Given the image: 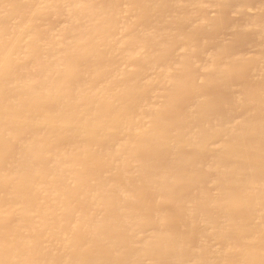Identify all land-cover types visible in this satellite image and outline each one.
<instances>
[{"label":"bare ground","instance_id":"1","mask_svg":"<svg viewBox=\"0 0 264 264\" xmlns=\"http://www.w3.org/2000/svg\"><path fill=\"white\" fill-rule=\"evenodd\" d=\"M255 1L0 0V264H264Z\"/></svg>","mask_w":264,"mask_h":264},{"label":"rangeland","instance_id":"2","mask_svg":"<svg viewBox=\"0 0 264 264\" xmlns=\"http://www.w3.org/2000/svg\"><path fill=\"white\" fill-rule=\"evenodd\" d=\"M256 1H260V0H256ZM256 1L253 2L252 4H253V5H258V3H257ZM261 1L264 2L263 0H261ZM261 1H260V2H261ZM260 2H259V5L262 4V3H260ZM250 3H251V2H250ZM248 4H249V3H248ZM250 5H251V4H250ZM242 16H243V15H242ZM242 16H241V17H242ZM241 17L239 18V20L237 21V23L240 22V24H241V23L244 22L245 20H246L245 22H249V21H247V20H250V19H251V18H249V17H247V16H245V15H244L242 18H241ZM47 21H48V20H47ZM256 21H257V20H255V19H251V20H250V22H256ZM54 22H55V23H54ZM50 23H53L54 25H59V24H58V20H57V21L53 20V22H52L51 19H50ZM59 23H61V21H60ZM229 23H231V21H230L228 18H227V20H226L225 23H224V21H223V25H224V27L226 28V30H228V27H226L225 25H226V24L228 25ZM231 24H232V23H231ZM223 25H222V29L224 28ZM222 29H221V30H222ZM226 30H223V32L225 33ZM219 31H220V30H219ZM219 31L216 32L217 34L215 33V35H217V37H218V35L220 34V32H222V31H220V32H219ZM223 32H222V33H223ZM227 32H228V31H227ZM222 33L219 35L220 37H221ZM228 34H229V32H228ZM229 35L232 37V34H231V33H230ZM223 36H224V35H222V37H223ZM215 37H216V36H215ZM228 37H229V36H227V38H228ZM234 38H236V40H235ZM224 39H226V35H225V38H224ZM230 39H234V40H235V43H236L235 45H237V47L234 45V49L232 50V53H234V51H235V53L242 51V50H241L242 48H240V47H242V44H243V43H245L246 45H247V44L250 45V47H249V45H248L247 48H248V47L251 48L252 45H253V47H254L255 44H256V42H255V41H256L255 38H248V40H247V39H245V38H243V37L237 36V37L229 38L228 40H230ZM238 39H240V40H238ZM243 39H244V41H243V43H242V40H243ZM226 40H227V39H226ZM254 40H255V41H254ZM246 41H247L248 43H246ZM252 41H253V42H252ZM240 42H241V44H240ZM239 44H240V45H239ZM212 47L214 48L213 45H212ZM209 48H210V47H209ZM238 48H239L240 50H239ZM247 48H246V49H247ZM210 49H211V48H210ZM235 49H236V50H235ZM236 51H237V52H236ZM232 53H231V54H232ZM242 78H243V77H242ZM238 79L241 80L240 78H238ZM239 80H237V82H236L235 84H237V83L240 84L241 82H238ZM244 80H246V79H244ZM242 81H243V80H242ZM244 82H245V81H244ZM242 85H245V84L243 83ZM239 86H241V85H239ZM237 87H238V86H237ZM213 89H214V88H213ZM213 89H211V90H213ZM216 89L218 90V92L220 91L218 88H216ZM211 90H210V91H211ZM207 92H208V91H207ZM214 92H215L214 95H216L217 98H218L220 95H224L223 93L221 94V92H219V93H217L216 91H214ZM214 92H211V93H214ZM204 93H205V95H206L205 97L207 98V100L211 101V104H214V102H212V101H214V99H213L214 97L212 96L213 94H211L210 97H207L208 95L206 94V92H204ZM208 93L210 94V92H208ZM216 96H215V100H216ZM224 96H225V95H224ZM212 97H213V98H212ZM184 99H185V98H183V100H184ZM211 99H213V100H211ZM209 103H210V102H209ZM240 113H241V112H236V115H240ZM175 116H176V115H174V117H175Z\"/></svg>","mask_w":264,"mask_h":264}]
</instances>
